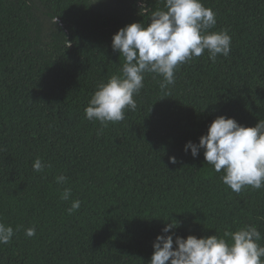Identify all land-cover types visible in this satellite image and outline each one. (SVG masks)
I'll return each instance as SVG.
<instances>
[{
  "label": "trees",
  "instance_id": "16d2710c",
  "mask_svg": "<svg viewBox=\"0 0 264 264\" xmlns=\"http://www.w3.org/2000/svg\"><path fill=\"white\" fill-rule=\"evenodd\" d=\"M202 3L216 13L213 30L232 37L229 56L212 63L205 52L181 65L167 90L147 74L136 110L97 135L84 109L123 63L112 36L148 23L163 0H0V219L20 226L0 245V264H148L174 220V239L244 225L264 237V188L237 194L203 149L195 158L183 150L216 116L264 119V0ZM37 157L51 168L34 172ZM64 187L81 201L71 215Z\"/></svg>",
  "mask_w": 264,
  "mask_h": 264
},
{
  "label": "clouds",
  "instance_id": "9594fccd",
  "mask_svg": "<svg viewBox=\"0 0 264 264\" xmlns=\"http://www.w3.org/2000/svg\"><path fill=\"white\" fill-rule=\"evenodd\" d=\"M141 9L146 10L143 2ZM216 23L215 11L202 0H163V8L152 11L148 23L132 22L119 28L112 36L111 47L123 57V63L117 74L98 82L84 109L86 119L99 122L97 135L110 122L124 120L127 110H136L134 97L144 87L147 74L154 79L162 77L159 87L167 90L175 84L181 65L205 52L212 63L218 56H229L232 37L227 29L213 30ZM201 149L206 164L223 173L221 181L233 192L264 188V119L254 126H244L232 117L216 116L198 143L187 141L183 150H190L195 158ZM169 162L176 164V157L169 156ZM32 168L41 173L51 164L37 157ZM55 181L65 185L68 177L59 174ZM71 197V188L64 187L60 199L69 201ZM80 204L79 199H71L68 214L77 211ZM178 226L175 220L164 225L153 241L148 264H264V244L260 243L264 237L254 225L223 235H176L174 239L172 230ZM19 230L20 226L14 230L0 219V245L11 243ZM24 231L27 237L36 234L35 226Z\"/></svg>",
  "mask_w": 264,
  "mask_h": 264
}]
</instances>
